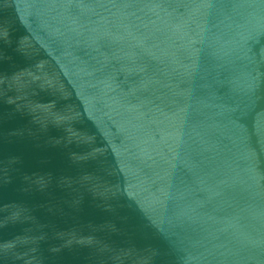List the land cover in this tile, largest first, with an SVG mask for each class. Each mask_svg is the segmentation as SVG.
Returning a JSON list of instances; mask_svg holds the SVG:
<instances>
[{
	"label": "water",
	"instance_id": "1",
	"mask_svg": "<svg viewBox=\"0 0 264 264\" xmlns=\"http://www.w3.org/2000/svg\"><path fill=\"white\" fill-rule=\"evenodd\" d=\"M0 264H264V0H0Z\"/></svg>",
	"mask_w": 264,
	"mask_h": 264
}]
</instances>
